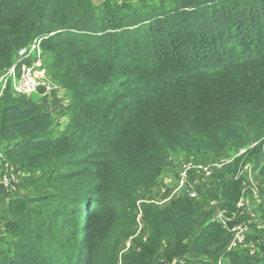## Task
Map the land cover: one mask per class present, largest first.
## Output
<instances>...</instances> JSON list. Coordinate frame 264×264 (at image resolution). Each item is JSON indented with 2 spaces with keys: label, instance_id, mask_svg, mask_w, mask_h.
Wrapping results in <instances>:
<instances>
[{
  "label": "trees",
  "instance_id": "16d2710c",
  "mask_svg": "<svg viewBox=\"0 0 264 264\" xmlns=\"http://www.w3.org/2000/svg\"><path fill=\"white\" fill-rule=\"evenodd\" d=\"M161 3L0 0V72H17L20 51L40 40L78 94L57 137L29 100L0 99V150L12 144L1 152L31 170L21 182L33 192L0 198V230L14 237L0 264H264V238L259 255H238L211 217L212 202L238 203L243 178L219 174L195 199L137 211L142 181L177 153L256 144L264 163V0ZM139 213L146 241L133 239ZM46 238L60 240L55 258L38 250Z\"/></svg>",
  "mask_w": 264,
  "mask_h": 264
},
{
  "label": "rangeland",
  "instance_id": "374dc122",
  "mask_svg": "<svg viewBox=\"0 0 264 264\" xmlns=\"http://www.w3.org/2000/svg\"><path fill=\"white\" fill-rule=\"evenodd\" d=\"M115 1V2H127L128 8L133 4H138L141 6H146L151 4L152 6H160L161 0H90L91 3L96 5L101 4L102 2ZM176 1V0H169ZM112 3V2H108ZM155 6V7H156ZM34 62V56H30L24 63L27 66H31ZM39 75L42 86L39 88L37 93L31 96H18L13 93L10 88V78L8 76V71L0 72V99L4 95H10L13 100L27 99L30 101L31 107L35 112L45 113L46 111L51 112L50 115L53 119V127L57 130V127H62V129L55 131L53 127L50 129L49 136H58L59 133L63 132L69 124L70 119V110L72 108L73 100L77 97V92L75 86L71 81L70 74L67 70L56 69L51 66L50 55H42L40 60V67L35 69ZM19 76V70H17V77ZM37 95V96H36ZM39 95V96H38ZM76 96V97H75ZM25 97V98H22ZM39 103V105H38ZM42 104V106L40 105ZM38 105V107H37ZM55 132H58L56 134ZM264 140V139H263ZM11 143L3 144L1 151L6 149L8 146H11ZM252 148H246L243 150H236L234 148L227 149L218 154H185L177 153L173 155L168 161V166L164 170L163 174L159 176L154 183H148L137 189L136 191V201L141 202H151L153 201L156 206H159L168 200L184 197H187L186 191L176 192L179 182V174L182 170L183 165L193 164V165H209L215 164L217 167L212 168L211 179L207 181H202L200 175H188L187 182L193 183L197 186V197L200 193H204L206 190H209L210 183L215 180V178L221 174L228 179L237 176L245 179L244 189L245 192L241 191V197L245 200H240L233 208H229L225 202H212L211 203V217L213 220L219 219L218 215H221L230 220L233 224L232 227H235L232 231L233 237H239L240 240L237 242L236 246L233 248L238 255L241 256H256L259 255V242H254L258 237L264 238V174H260V167L264 165L263 162H259L257 157L252 154ZM251 152V153H250ZM239 155L235 160H238V164H227L228 160L234 156ZM12 165L16 168L18 166L14 164V160H19L17 157L9 156L6 158ZM20 170V169H19ZM22 178L28 176L31 170L21 169ZM250 174V177L249 175ZM18 189L21 190L20 194H23L24 198L33 196V192L28 186L19 182ZM252 192H256V195H253ZM1 196L0 198H4ZM196 197V198H197ZM6 200V198H5ZM137 202V204H138ZM7 204V203H6ZM5 204V205H6ZM142 204V203H141ZM139 202L137 205V211L141 212L142 209ZM141 205V206H140ZM2 207L0 208V210ZM1 218V217H0ZM137 225L135 228L134 238H141L143 241L147 240L148 233L145 229V226L142 222V213L137 215ZM75 218L70 219L68 222L65 233L70 234L74 230ZM0 225H4L3 222H0ZM12 235V234H11ZM5 237L4 240L0 243V250L6 251L14 241V237H10L8 232H3V229L0 230V237ZM232 237V238H233ZM131 239L125 240L123 245H121V252H125L127 248L131 246ZM39 244V252L43 253L44 256L50 254L57 256L58 250L61 248L60 240H49L46 238L42 243ZM63 247V246H62ZM67 248V247H66ZM64 264H69V260H63ZM186 264L183 262H174L173 264Z\"/></svg>",
  "mask_w": 264,
  "mask_h": 264
},
{
  "label": "built area",
  "instance_id": "2783aa9c",
  "mask_svg": "<svg viewBox=\"0 0 264 264\" xmlns=\"http://www.w3.org/2000/svg\"><path fill=\"white\" fill-rule=\"evenodd\" d=\"M20 56L24 58V61L27 60L30 56H34V62L31 66H27L24 61L19 66V76L17 77V72L11 68L8 70V76L10 78V88L13 91L15 95L18 96H31L39 90V88L42 86V82L40 81L39 75L36 72L35 69L40 67V60H41V50H40V40L35 41L34 43L30 44L27 48L22 49L20 51ZM256 144H253L251 146L254 147ZM249 148V147H248ZM246 149V148H244ZM243 149V150H244ZM239 157V155L234 156L230 158L227 162V164H231ZM217 167L215 164H209V165H193V164H185L182 167V170L179 174V182L176 192L180 191H186L187 197L190 199H195L197 197V186L193 183L187 182V176L188 175H200L202 181H207L211 179V170L212 168ZM250 177V174H248ZM22 178V172L19 170V168H16L14 165H12L7 159L3 152H0V195L6 197V201L11 200V198L21 195L20 191L18 189L19 182H21ZM240 177L234 176V179H240ZM244 183L245 179L243 178L241 186H242V192H245L244 189ZM253 195H256V192H252ZM240 202L242 200H245V198L240 197ZM219 219H215L218 224H220L226 231L234 236L232 234V231H234L235 227H228V221L229 219L223 218L221 219V215H218ZM240 240L239 237L232 238L228 249H233L237 242Z\"/></svg>",
  "mask_w": 264,
  "mask_h": 264
},
{
  "label": "crops",
  "instance_id": "0c3cea01",
  "mask_svg": "<svg viewBox=\"0 0 264 264\" xmlns=\"http://www.w3.org/2000/svg\"><path fill=\"white\" fill-rule=\"evenodd\" d=\"M37 96V95H36ZM39 96V95H38ZM38 105H39V103H38ZM38 105H37V107H38ZM41 106H42V104H40ZM51 112H49V111H46L44 114H50ZM52 114V113H51ZM53 129L55 130V131H58V130H60V129H62V127H57V130L53 127Z\"/></svg>",
  "mask_w": 264,
  "mask_h": 264
}]
</instances>
